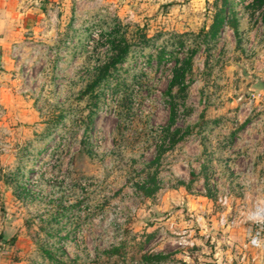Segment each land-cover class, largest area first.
<instances>
[{
    "label": "rangeland",
    "instance_id": "374dc122",
    "mask_svg": "<svg viewBox=\"0 0 264 264\" xmlns=\"http://www.w3.org/2000/svg\"><path fill=\"white\" fill-rule=\"evenodd\" d=\"M250 1L0 0V264H264V220L257 249L218 226L264 206ZM192 202L230 257L174 244L207 221Z\"/></svg>",
    "mask_w": 264,
    "mask_h": 264
},
{
    "label": "crops",
    "instance_id": "0c3cea01",
    "mask_svg": "<svg viewBox=\"0 0 264 264\" xmlns=\"http://www.w3.org/2000/svg\"><path fill=\"white\" fill-rule=\"evenodd\" d=\"M65 1V0H64ZM256 0H251L248 5L251 6L250 4L253 2H255ZM224 2V1H223ZM264 7V2H263V5L258 9L259 12L263 9ZM229 28L235 32V26L233 25L232 21H231V24L229 26ZM20 29H16L14 33H9L7 34V37H11L13 36L14 38H17L21 35L20 33ZM1 40V39H0ZM8 40V39H7ZM1 42V41H0ZM2 50V53L5 51L4 50V46L1 47L0 45V51ZM247 136V134H246ZM242 137L240 140V144L243 148V151L244 153L246 154L247 153V148H249L250 145L253 144V141L251 140V138H248V137ZM245 148V149H244ZM183 162H187V160H183ZM187 206L189 207V210L191 212H193L192 215H203L205 214V216L207 215L208 218H206V224L203 223L202 221H200V226L202 228L201 231L197 232V235H195L193 238H192V242L194 244V247H192L191 249V252L195 254V256L197 258H200L202 259V254L203 255H212L214 258H217L219 259L220 257L224 256V257H230V253L232 252V248L230 247L232 245V241L234 240L230 234L229 236H225L224 234L225 233H232L228 230H225V229H218L216 228L217 225L216 223L214 222V217L212 216V214L209 213V209H205L204 208V205L203 204H197L196 202H192V203H189V205L187 204ZM191 216V213L189 214ZM204 227V229H203ZM219 230L220 232H222V236H220V238L218 237V240L216 241L217 242V246L219 247H216V246H213V247H210V246H206L207 242L203 240V238L201 237L202 234H210L208 235L209 237H211V241L214 240L213 238V234L211 233L212 230ZM247 234H248V229H245V235L246 238H247ZM211 241H209V245H211ZM218 244H221V245H218ZM236 250H238L237 246L234 247ZM190 253V254H192ZM225 259V258H224ZM224 262H227V260H222L220 262H216L215 264H223Z\"/></svg>",
    "mask_w": 264,
    "mask_h": 264
},
{
    "label": "built area",
    "instance_id": "2783aa9c",
    "mask_svg": "<svg viewBox=\"0 0 264 264\" xmlns=\"http://www.w3.org/2000/svg\"><path fill=\"white\" fill-rule=\"evenodd\" d=\"M217 203L220 207L227 206V199L225 196L217 198ZM238 219V220H237ZM201 217L195 218V226L202 230L200 226ZM263 220H264V206L262 202L254 203L253 207L250 210H245L236 218L226 219L225 217H219L218 226L220 228L226 227L228 229H233L238 226H248L249 234L247 236L246 242L243 245V248H252L257 249L261 246L262 241V232H263ZM194 232H188V234H176V240L174 244L180 248H192L194 244L192 242ZM203 240H207L209 237L207 234H202ZM223 264H231L230 262H224Z\"/></svg>",
    "mask_w": 264,
    "mask_h": 264
},
{
    "label": "trees",
    "instance_id": "16d2710c",
    "mask_svg": "<svg viewBox=\"0 0 264 264\" xmlns=\"http://www.w3.org/2000/svg\"><path fill=\"white\" fill-rule=\"evenodd\" d=\"M263 2L264 0H256L254 3L252 2L250 5L252 6H255L256 4H258L257 6V9H259L262 5H263ZM256 8V7H255ZM118 58V57H117ZM105 68L102 67L99 75L96 77V81L100 80L103 78V74H102V71L104 70Z\"/></svg>",
    "mask_w": 264,
    "mask_h": 264
}]
</instances>
